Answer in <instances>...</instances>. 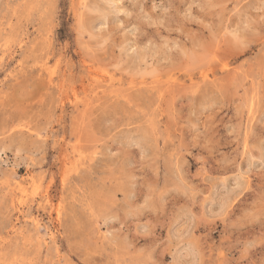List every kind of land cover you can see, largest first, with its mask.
Returning <instances> with one entry per match:
<instances>
[{
    "label": "rangeland",
    "instance_id": "374dc122",
    "mask_svg": "<svg viewBox=\"0 0 264 264\" xmlns=\"http://www.w3.org/2000/svg\"><path fill=\"white\" fill-rule=\"evenodd\" d=\"M0 264H264V0H0Z\"/></svg>",
    "mask_w": 264,
    "mask_h": 264
},
{
    "label": "bare ground",
    "instance_id": "6f19581e",
    "mask_svg": "<svg viewBox=\"0 0 264 264\" xmlns=\"http://www.w3.org/2000/svg\"><path fill=\"white\" fill-rule=\"evenodd\" d=\"M246 41V40H245ZM208 63V62H207ZM210 63V62H209ZM208 65V64H207ZM65 74V73H64ZM207 75V74H206ZM112 88V87H111ZM122 90V89H121ZM21 187V186H20Z\"/></svg>",
    "mask_w": 264,
    "mask_h": 264
}]
</instances>
